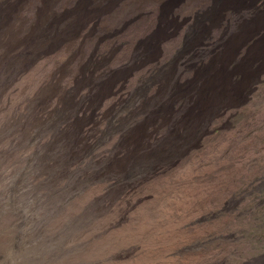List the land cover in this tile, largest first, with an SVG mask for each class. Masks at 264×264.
I'll list each match as a JSON object with an SVG mask.
<instances>
[{
	"label": "rangeland",
	"instance_id": "obj_1",
	"mask_svg": "<svg viewBox=\"0 0 264 264\" xmlns=\"http://www.w3.org/2000/svg\"><path fill=\"white\" fill-rule=\"evenodd\" d=\"M115 1L0 0V259L264 264V0L228 11L240 55L214 61L205 104L200 79L183 92L187 117L149 147L126 110L99 108L109 86L83 88L84 110L51 80Z\"/></svg>",
	"mask_w": 264,
	"mask_h": 264
},
{
	"label": "bare ground",
	"instance_id": "obj_2",
	"mask_svg": "<svg viewBox=\"0 0 264 264\" xmlns=\"http://www.w3.org/2000/svg\"><path fill=\"white\" fill-rule=\"evenodd\" d=\"M74 1L58 0L57 5ZM108 5L112 6L80 24L76 38L63 50L60 77L51 80L58 88L65 84L63 96L69 95L84 110L92 99L80 96L83 88L109 86L114 92L103 97L99 108L108 103L106 115L117 106L116 115L126 110V119L133 120L130 132L149 147L187 117L190 103L182 98L183 92L200 79L195 102L205 104L215 85L214 61L227 59L231 52L240 55V37L230 33L234 20L228 11L263 4L260 0H117ZM226 12L231 14L228 19L222 15ZM223 46V53L214 56ZM17 251L13 247L8 261L0 259V264L15 263Z\"/></svg>",
	"mask_w": 264,
	"mask_h": 264
}]
</instances>
